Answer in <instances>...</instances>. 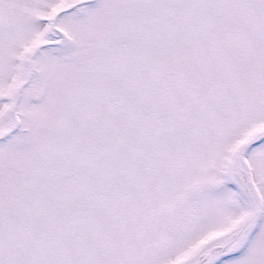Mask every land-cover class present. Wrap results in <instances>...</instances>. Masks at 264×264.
<instances>
[{
    "label": "snow or ice",
    "instance_id": "snow-or-ice-1",
    "mask_svg": "<svg viewBox=\"0 0 264 264\" xmlns=\"http://www.w3.org/2000/svg\"><path fill=\"white\" fill-rule=\"evenodd\" d=\"M0 264H264V0H0Z\"/></svg>",
    "mask_w": 264,
    "mask_h": 264
}]
</instances>
